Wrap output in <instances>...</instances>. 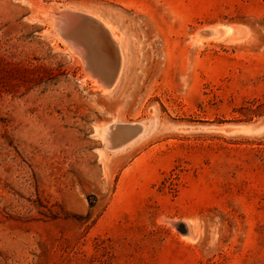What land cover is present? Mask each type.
Instances as JSON below:
<instances>
[{
    "label": "rangeland",
    "instance_id": "rangeland-1",
    "mask_svg": "<svg viewBox=\"0 0 264 264\" xmlns=\"http://www.w3.org/2000/svg\"><path fill=\"white\" fill-rule=\"evenodd\" d=\"M68 9L119 35L106 91ZM0 264H264V0H0Z\"/></svg>",
    "mask_w": 264,
    "mask_h": 264
},
{
    "label": "bare ground",
    "instance_id": "bare-ground-1",
    "mask_svg": "<svg viewBox=\"0 0 264 264\" xmlns=\"http://www.w3.org/2000/svg\"><path fill=\"white\" fill-rule=\"evenodd\" d=\"M79 12V11H78ZM53 13V12H52ZM68 13H76V11L74 9H68V10H61V13L56 15L54 17L55 19V25H56V28L58 29L59 31V24L58 22ZM86 15H89L90 17H93L99 24H100V27L97 26L96 27V31L95 32H88L89 35H87L86 33H75L73 35H71V38L70 36H67V38H65L69 44H70V47H72V49L76 50L80 55H83V53L85 54V51L83 48H86V47H83L84 46V43H87V47L90 49V54L89 56L94 60L95 64L99 67V72L100 73H104V71H107L109 74H113L115 73V76H114V80L113 82L110 84V86H105V84L100 80L97 79L96 76L92 75V82L93 84L97 87V88H101L103 87V91H106L105 89H110L111 87H113L117 81L119 80L120 78V71H121V65L118 64L117 66V63H119V59L121 58L120 57V52L121 50L119 49V35L117 34V31L115 29V27L112 25V23L106 19H103L102 17L98 16V15H95V14H90L89 12L87 13H84ZM54 22V20H53ZM212 27V26H211ZM205 31V30H204ZM228 31V30H226ZM98 32V34L96 33ZM60 33V32H59ZM209 33V32H208ZM212 33V34H211ZM210 34L211 36L213 35L214 37H216L217 35L219 36L220 35V29L218 30L217 27H213L212 30L210 31ZM70 35V34H69ZM91 35V36H90ZM209 36V35H208ZM212 36V37H213ZM217 36V37H218ZM216 39V38H215ZM83 44V45H82ZM87 50V49H86ZM74 51V52H76ZM120 51V52H119ZM82 57V56H80ZM122 59V58H121ZM96 60V61H95ZM122 63V62H121ZM118 67V69L116 70V68ZM88 70L91 72L93 71L91 69V66H88L87 67ZM90 75V73H89ZM96 78H94V77ZM113 125V124H112ZM115 126V125H114ZM113 126V127H114ZM143 126V125H142ZM106 128V127H105ZM144 128V127H143ZM108 129V128H107ZM137 129V128H136ZM105 130V129H103ZM118 131V130H117ZM137 131V130H136ZM112 132V130H111ZM116 132V131H115ZM119 133V132H118ZM121 133V132H120ZM128 133V132H127ZM130 133L132 134V132L130 131ZM134 133V132H133ZM136 134L134 135H131L130 137H127L125 139H120L121 141H118L116 144H111L112 142V138L110 137V131L107 130L106 133H105V137H106V144L109 146V147H118L123 144H125L126 142L129 141H132V139L138 135L139 133H141V129H138L137 132H135ZM126 134V132L124 133V135ZM142 134V133H141ZM119 136V135H118ZM121 136V135H120ZM139 136V135H138ZM125 137V136H124ZM114 139V138H113ZM105 144V145H106ZM128 144V143H127ZM108 147V148H109ZM111 149V148H110ZM193 224V223H192ZM185 227L187 229V236H185L186 238L188 239H194L196 233H194V230L192 228V225L190 223V221H186L185 223ZM175 230V229H174ZM195 234V235H194ZM181 237H183V235H181ZM197 238V236H196ZM187 239V240H188ZM190 241V240H189Z\"/></svg>",
    "mask_w": 264,
    "mask_h": 264
},
{
    "label": "water",
    "instance_id": "water-1",
    "mask_svg": "<svg viewBox=\"0 0 264 264\" xmlns=\"http://www.w3.org/2000/svg\"><path fill=\"white\" fill-rule=\"evenodd\" d=\"M59 32L60 36L65 39L67 36L75 34V33H86L88 32H95L97 29L96 27L100 24L89 15H86L84 13H68L66 14L59 22ZM58 28V27H57ZM205 32V31H204ZM98 34V32H96ZM70 34V35H69ZM91 36V35H90ZM83 45V44H82ZM86 48H83L85 51V54L83 53L82 58L84 59L86 66H91V69L93 70L94 74H96V77L101 79V81L105 84V86H110V84L114 80L115 73L109 74L107 71H104V73L99 72V67L95 64L94 60L89 56L90 49L87 47V43H84V46ZM87 49V50H86ZM96 61V60H95ZM119 63H117L118 66ZM118 67L116 68V70ZM95 76V75H94ZM122 126V125H118ZM185 227V224H184Z\"/></svg>",
    "mask_w": 264,
    "mask_h": 264
}]
</instances>
